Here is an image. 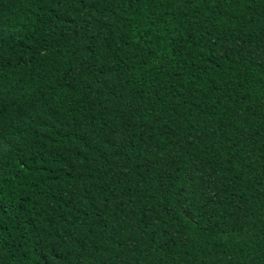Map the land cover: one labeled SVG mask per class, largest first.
Masks as SVG:
<instances>
[{
    "label": "trees",
    "instance_id": "16d2710c",
    "mask_svg": "<svg viewBox=\"0 0 264 264\" xmlns=\"http://www.w3.org/2000/svg\"><path fill=\"white\" fill-rule=\"evenodd\" d=\"M0 264H264V0H0Z\"/></svg>",
    "mask_w": 264,
    "mask_h": 264
}]
</instances>
